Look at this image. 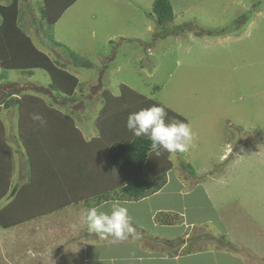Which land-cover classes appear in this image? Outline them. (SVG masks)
Returning <instances> with one entry per match:
<instances>
[{
  "label": "rangeland",
  "instance_id": "374dc122",
  "mask_svg": "<svg viewBox=\"0 0 264 264\" xmlns=\"http://www.w3.org/2000/svg\"><path fill=\"white\" fill-rule=\"evenodd\" d=\"M170 1L175 19L160 28L150 16L155 0H80L55 25H49L40 15L41 1L29 0L32 11L23 6L22 15L27 20L33 13L36 21L33 25L27 22L22 28L30 37L37 39V42L33 40L35 46H38V40L44 41V52H48L55 62L67 64L66 69L80 79L81 92L79 89L74 97L75 102L66 104L63 102L65 97L56 91L55 97L61 99L59 103L48 100L61 113L81 116L83 113L78 110L83 108L86 111L87 107L91 111V118L98 117L99 107L103 103L107 105L103 92L124 97L126 94L121 88L124 84L150 101L133 102L131 109L117 118V122H122L142 106H152L151 102H158L185 117L192 130V139L186 154L174 157L173 163L177 167L176 171L185 172L193 183L184 190V200L170 199L164 196L166 194H161L150 200L151 203L159 201L157 204L163 205L164 202H172L177 210L184 203L187 208L186 222L193 235L200 233L193 232L194 228L197 231L201 228L213 234L226 232L228 241H240L247 244L246 248L251 242V252L256 253L258 258L263 257L261 264H264V0ZM26 2L24 5H27ZM2 80L0 94L5 100L12 97L8 95L10 93L20 97V91L41 98L54 94L50 89L51 77L44 70L37 69L33 75L6 71ZM91 87L99 93L94 100H90ZM123 97L110 99L118 108ZM0 114L7 125L10 143L18 152L15 155L17 162H14L17 167L13 171L15 183L19 184L21 179H31L30 163L32 159L36 160L35 152L29 151L28 154L22 142L16 143L19 124L17 108H7L1 104ZM71 118L74 119L73 116ZM92 122L95 123V120ZM66 128H69L66 135L72 137L79 146L98 145L88 140V130L84 133L80 131L81 137L71 125ZM93 129L97 133L96 128ZM110 137L108 134L105 140ZM45 139L38 137V141ZM64 148L60 150V159L67 152ZM183 165H189L193 172L190 169L189 173L186 172ZM192 173L200 175L196 177ZM210 173H215L224 181L219 182L222 185H207L213 196V207H209L211 205L207 202L203 188L199 187L194 193L187 194L196 186L197 180L206 182L211 177ZM54 185L58 186L57 183ZM96 186L88 185L84 192H94ZM113 196L114 193L110 192L106 198L113 199ZM102 200H98V197L88 199V204ZM6 201H1L0 209L5 207ZM122 205L131 215L133 230L143 224L142 229L148 234L147 224L153 225V214L140 216L143 205ZM198 205L203 208H197ZM110 206L100 209L110 211ZM138 216L146 226L141 220L139 222ZM79 217L74 216L68 223L64 221L62 226L68 228ZM54 218L65 219V213L61 211L9 229L0 227L1 237L21 233L20 236L26 238L14 246L16 250L11 256L14 262H5L0 253V264L19 262L20 251L26 264H85V256L88 257L87 264H120L116 258L124 256V253L134 256L132 252L137 251L132 245L120 243L130 242L128 237L116 239L102 247L90 248H84L82 240L80 243L63 242L67 238L61 239V235L64 236L66 231L54 234L47 231V224L50 225ZM195 221L197 224L191 226ZM40 223L43 226L37 228L36 224ZM170 230L166 229L171 235L176 234L174 228ZM163 231L159 229L155 236L149 238L161 244L164 241L161 237L164 236ZM83 233L84 230L80 232L81 235ZM220 240L218 238L216 242ZM41 242L50 245L40 247ZM22 244L26 245L22 247ZM175 245L178 246V243H163L161 250ZM34 252L42 255L36 261L31 259ZM200 258L193 260H197V263ZM227 260L231 264V259Z\"/></svg>",
  "mask_w": 264,
  "mask_h": 264
},
{
  "label": "trees",
  "instance_id": "16d2710c",
  "mask_svg": "<svg viewBox=\"0 0 264 264\" xmlns=\"http://www.w3.org/2000/svg\"><path fill=\"white\" fill-rule=\"evenodd\" d=\"M77 1L79 0H44L45 4L42 9L43 18L49 25H54L60 20L64 12ZM19 16L20 9L17 0H14L9 5H0V81L3 79V73L6 71H17L33 75L37 69L44 70L51 77L52 83L50 89L65 97L63 102L66 104L70 105L75 102L74 97L77 91L81 90L80 80L66 69V65L61 64L59 61V63L55 62L35 46L31 37L21 28ZM150 16L155 19L160 28L172 23L175 15L171 1L155 0ZM121 88L126 95L124 97L121 96L123 99L120 100L119 107L116 109L118 115L119 113L125 114L134 105L133 102L137 100L150 101L124 84L121 85ZM13 94H8L9 96L12 95L9 100L2 99L0 94V105L4 104L7 108L12 106L17 108L19 124L16 143L22 142L27 147L28 154L30 151V153L35 152L34 155H36L37 148H40L38 137L45 138V130H47L46 125L41 126L40 122L32 120L33 114L43 116L47 124L52 121L51 116H58L63 121L61 123L64 127L62 126L61 128L71 125L76 133L82 137L81 132L76 127L75 120L68 115L62 114L43 98L21 93V91L20 98L15 97L16 93ZM109 96L111 99H114L111 93L107 91L103 92V98L105 97L107 105L100 112V134L94 140V143L97 142L98 146L105 148L107 163L118 174L122 187H118L112 191L114 193L113 199H109L111 197H108L104 200L140 201L158 193L165 187L167 173L173 169V164L169 157L173 153L161 150V155L157 156L151 150V142L145 137H135L131 141H123V138L117 140L114 137L113 139L110 137V139L106 138L105 140V136L111 135L112 132V127L108 125V120L106 119L108 117L106 115L112 113L114 107L111 104L112 101ZM123 101L125 102L123 103ZM151 104L163 107L169 118L189 124L185 117L169 110L158 102H151ZM145 107L151 106H142L137 111ZM121 132L125 133L124 130H117V134ZM65 133L66 131H64ZM52 136L50 134V137ZM54 137H56L58 142L55 145L63 147V133H58ZM71 144L73 145L72 148L64 146L65 149L71 150L77 148L76 156H81V149H79L78 143L71 141ZM17 147L19 148V146ZM175 153L184 155L186 151H177ZM13 154L14 148L8 143L6 126L0 118V203L5 199H9L8 205L0 209L1 228L8 229L17 226L71 204L68 202L69 200H66L65 202L68 203L64 205L62 201L57 199L56 195L58 188L69 189V187H72V178L70 176L64 182L65 184H62L64 173L69 171L68 168L62 167V160L44 159L39 169H36L34 166L35 159H32L30 163L32 172L31 183L21 189H12ZM183 168L186 172L189 169L193 172V169L189 165H183ZM57 182L61 184L55 186L54 183ZM178 219L177 216L162 213L156 217L158 223L166 225L175 224L179 221ZM219 239L226 240L225 237H220ZM230 246L232 244L228 243V248Z\"/></svg>",
  "mask_w": 264,
  "mask_h": 264
},
{
  "label": "crops",
  "instance_id": "0c3cea01",
  "mask_svg": "<svg viewBox=\"0 0 264 264\" xmlns=\"http://www.w3.org/2000/svg\"><path fill=\"white\" fill-rule=\"evenodd\" d=\"M13 1L14 0H0V5H9ZM17 1L19 3V9H20L19 19H20L21 28H22V25L25 26L27 22L29 24L33 25L36 21L33 13L32 14L28 13V14L32 15V17L30 19H27V20L24 19V15H22L23 6L25 8H27L28 10L32 11V8L29 6V0H27V2H26L27 5L26 4L24 5L25 0H17ZM39 1H41V6H42L40 8L39 12H41L40 15L43 18L42 9L44 8L45 3H44V0H39ZM70 8H68L64 12V14ZM23 31L25 32L24 29H23ZM27 35L29 36V34H27ZM31 39L34 41L36 40V42H37L36 38L33 39L31 37ZM43 46H44V41L42 43L41 41L39 42V40H38V46H36V47L42 52H44ZM44 53L49 56L48 52H44ZM64 65H67V64H64ZM77 78L79 79L78 76H77ZM1 81H3V80H1ZM80 84H81V82H80ZM89 89H90V92H92V97L90 98V100L96 99L97 94H99V93L96 91H93V87H91ZM80 92H81V90H80ZM52 93H54V94L53 95L48 94V95H45L46 97H42L48 104H50V102H48V100H52V102L53 101L58 102V100L60 99V98L58 99L55 97L56 95H55L54 91H52ZM18 96L19 95H15V97L20 98ZM113 96L114 95H112V97ZM119 98H121V97L114 96V99L118 100ZM100 100L101 99L98 97V102H100ZM52 102H51V105H52ZM111 104H114V107L112 109V113L106 115V116H108L106 118L108 120V125H110L112 127L111 137L112 138L114 137L117 140H119L120 138H123V141H127V139H129L128 141L133 140L135 138V136H133V134L126 127L127 117L124 118V120L122 122H117V118H119L122 114L119 113V115H118V113L116 112V109H117L116 105L117 104H115V102H113ZM3 105L4 104H2V106ZM104 107H105L104 103L102 104L101 107H99V112H98L99 115H100V112H102V110L104 109ZM71 108H73V107H71ZM78 111L82 112L83 114L81 116H79L77 114H73V115L65 114V115H68L70 117L73 116L75 121H80L78 123L75 122L76 127L78 128L79 131H82V133H84L85 130H88V132L90 134V136L88 137V140H91V142H93L94 140H96L99 137V134H100V129H99L100 118H99V116L98 117L93 116L91 118V114L89 113L91 111H89L87 109V107H86V111L83 110V108H82V110H78ZM88 116H90V117H88ZM0 118H1V116H0ZM51 120L52 121L49 124L46 123L47 130H45V138H47V139H45L44 141L43 140L38 141L40 144V148H37V150H36V155H35L36 160L34 161L35 162L34 166L36 167V169H39V167H40V165H42L44 159L45 160L58 159L59 161L62 160V162H63L62 167L68 168V170H69L66 173H64L65 175L62 177V178H64L62 180V184H65L64 182L67 181L66 179H68L70 176L72 178V182H71L72 187L71 188L69 187V189L58 188V191H56L57 199L59 201H62V203H64V205L66 203L70 202L71 203L70 205L64 206L63 208H59L58 210L47 213L44 216L33 219V220L43 219L45 217L55 215L58 212H61V211L64 212L65 217H66L65 219L63 218L60 220V219L54 218L52 220V222H50V225H49V223L47 224L48 226L45 225V226H47V228H48L47 231H49V233L54 234L55 232L66 231L65 232L66 234L64 236L61 235V237H62L61 239L67 238L63 242H67V241L69 242L70 241L69 243H71L72 241H74L76 243H80V240H82V243H84V245H85L84 248L102 247L107 243L111 244L117 238L112 237V236H105V237L101 238L100 236H98L95 233H89L88 232L87 225L82 218L84 213H85V209H87L89 207H93V206L103 208V207H106L108 205H112L113 202H119L120 204L133 203V204H137L138 206H140V205L144 206L141 209V212L139 214L140 216L150 215L151 213L153 214L152 215L153 225L147 224V227H148L147 230H149V232H148V234H146V231L142 229V228H144V227H142L143 224H141L139 227H136V229L133 231L132 235L128 236V239L130 240V242H125V241L120 242L122 244L132 245L133 247H136V249H137L136 252H132L130 249V252L135 253L134 256L133 255L128 256L127 254L124 253L123 254L124 256H121L119 259L116 258L115 260H120V264H169V263H171V264H223V263L228 261L227 259H231L230 260L231 264H261L263 257L258 258V256H256V253L253 254L251 252V250H250L252 248V246H250L251 242L248 243L249 248H246L247 244L242 243L240 241H238V242L228 241L227 239H228L229 235L226 232L213 234L212 232L211 233L205 232L201 228L198 229V231L194 228L193 232H200V233L198 235H193L192 232H190L188 224L186 222V219H187L186 210H187V208H186L184 203L181 206V208H178V210H177V208H174L172 206V202H167L168 204L164 202L163 205L157 204V202H159V201H157V202L152 201V203H151L150 200H153L154 198L160 196L161 194H166L164 196H167L170 199L178 198V200H180V199L184 200L182 194L184 193V190L188 188L189 185H192L193 181L191 178L187 177L185 172L182 173V172L176 171L177 167L175 166V163H173V158L174 157L177 158L182 154L173 153L171 156H169L170 161L173 164V169L167 173V183H166L165 187L161 191H159L158 193H156L150 197H147L143 200L136 201V202H130V201L124 202V201H120V200L105 201L104 198H106L110 192H112L114 189H116L118 187L119 188L122 187V182L120 181V178L118 177L117 173H115V171H113V169L107 163L106 154L104 151L105 148H101V146H98L97 144H94V145L88 144L87 146H84V147L80 146L79 147V149H81V154H82L81 156H76V150H78V149L73 148L71 150L70 149L67 150V152L64 153L60 159L59 153H60V150H63V149H62V146L60 147L58 145H55L58 142H57L56 137H54V135L62 132L63 136H64L63 145L66 147H69V148L70 147L72 148V146H73L71 144V141H73V139L69 135H68L69 137L66 135V133L69 131V128H61L62 126L64 127V125L61 123L63 121H61L60 117L51 116ZM88 120L91 121V123H89ZM94 120H95V123L92 122ZM2 121H3V119H2ZM3 122H4V124L6 126V130H7V125H6L5 121H3ZM91 125H93V126L90 127ZM93 127L96 128L97 133L95 132ZM118 129L124 130L125 133H127V136H125L124 132L117 134ZM64 131H66L65 134H64ZM50 134H52L53 136L50 137ZM125 137H127V139H125ZM7 139H8V143L12 146V144L10 143L8 131H7ZM47 147H49V148L45 153V149H47ZM15 149L16 148H14V154L12 156L13 169H15L17 167V165L15 166L14 162L15 161L17 162L16 153H18V152H16ZM65 150L66 149L64 148V151ZM23 165H24V163H23ZM179 166H180V164H179ZM30 168H31V164H30ZM83 172H86V173H83ZM25 175H26V177H28L26 172H25ZM193 175L196 177H199L200 174L194 173ZM210 175H211V177H209L206 182L197 180V182L195 184L196 186L193 189H191L187 194L189 195V193H194L197 188L201 187V188H203V193H205V195L207 196L206 197L208 200L207 202H209L211 205V203H212L211 199L213 196L211 195V193H209L210 190L207 187V185H209V184L212 185V183H217L219 185H222V183H219V182H221L223 180V178H218L219 176L217 177V175L215 173H212V174L210 173ZM15 178H16L15 171H13L12 189L13 188L21 189L22 187H25L26 185L31 183V179L25 180V178H24V179H21V181H19V184H17V183H15ZM222 182H224V181H222ZM58 184H61V183L57 182V185ZM92 184H97V186L94 188L95 191L94 192H90V191L84 192V190L88 187V185H92ZM98 184H100V185H98ZM96 197H98V200H102V199L103 200L92 203V204H88V199L94 200V198H96ZM66 200H69V201L65 202ZM75 201H77V202H75ZM8 203H9V200L7 199L4 206H6V204H8ZM209 207H213V206L211 205ZM110 208H111V206H110ZM197 208L202 209L203 207L198 205ZM160 213L165 214V215H170V216H177L179 218L178 219L179 221H177L175 224H170V225L158 223L156 221V217ZM74 216H76V217L81 216V217H79L73 225L72 224L68 225V228H65L64 226H62L65 223L64 221H66V223H68L70 220H72L74 218ZM140 216L137 217L139 222L141 220ZM129 217H131V215ZM33 220H30V221H33ZM141 222L145 223L142 220H141ZM195 224H197V221H195V223L193 222L191 224V226H193ZM19 225H21V224H19ZM202 225H205V224H202ZM40 226H43V224H41V223L36 224L37 228H39ZM65 226L67 227V225H65ZM145 226H146V223H145ZM82 228H84V229H82ZM173 228L176 231V234L171 235L172 231L170 229H173ZM2 229H4V228H2ZM79 229L84 230V233L82 235L80 234V232L82 230L79 231ZM159 229H164V231H163L164 236L163 235L161 236V237H163L164 241H162L161 244H159V242H156V241L153 242L156 239L152 240L149 238V237L155 236L156 232H158ZM166 229L170 230L171 232L166 231ZM139 231H143L144 233H139ZM153 232H154V235H152ZM20 234H18V235L17 234H15V235H9L8 234V236H6V237L0 236V253H1L2 259L5 260V262L13 261V260H11L12 259L11 256H14L13 251L16 248V247L14 248V246L16 245V243L18 245V244L24 242V240L26 239L24 237V235L20 236ZM168 234H170L171 236L167 237ZM9 236H12V237H9ZM19 236H20V238H18ZM205 236H208V237H205ZM220 237H225L226 240H220L219 242H216V240H218V238H220ZM61 239H60V241H62ZM88 241H90V242H88ZM172 242L178 243V246H176V245L174 247L168 246L167 248L163 247L166 249L162 248V250H161V245L163 243H172ZM199 243H202V245L198 246L197 244H199ZM228 243L232 244V246H230L229 248H228ZM216 244H220V245H216ZM7 245H9V246L11 245V247H7ZM25 245L26 244H22V247H24ZM49 245H47V243L41 242L40 247H46ZM30 252L31 251L29 250L28 254H30ZM136 253H137V255H136ZM22 254L23 253H21V251H20L21 260L18 259L19 262H16L15 264H26V262L22 259V257H23ZM47 254H48V256L50 255V253H46V255ZM33 255H36V257H34ZM41 256L42 255L40 253L34 252L31 254V259H35V261H36ZM197 257H201V258H200V262L196 263L197 260H193V259H196ZM252 259H255V260H252ZM185 260H186V262H185ZM87 261H88V257L85 256V259H84L85 264H87Z\"/></svg>",
  "mask_w": 264,
  "mask_h": 264
},
{
  "label": "clouds",
  "instance_id": "9594fccd",
  "mask_svg": "<svg viewBox=\"0 0 264 264\" xmlns=\"http://www.w3.org/2000/svg\"><path fill=\"white\" fill-rule=\"evenodd\" d=\"M33 121L46 125L43 116L32 115ZM127 129L135 137H145L151 142V150L157 156L161 150L168 153L184 151L192 139V130L189 124L169 118L165 109L152 105L130 113L126 122ZM89 233H95L101 238L112 236L117 239H126L133 233L128 210L119 202H113L110 211H103L99 207H89L82 217Z\"/></svg>",
  "mask_w": 264,
  "mask_h": 264
}]
</instances>
